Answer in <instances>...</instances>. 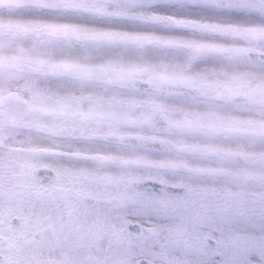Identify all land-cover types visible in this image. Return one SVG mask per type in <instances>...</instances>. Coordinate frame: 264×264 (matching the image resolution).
I'll use <instances>...</instances> for the list:
<instances>
[{
  "label": "snow or ice",
  "instance_id": "1",
  "mask_svg": "<svg viewBox=\"0 0 264 264\" xmlns=\"http://www.w3.org/2000/svg\"><path fill=\"white\" fill-rule=\"evenodd\" d=\"M0 264H264V0H0Z\"/></svg>",
  "mask_w": 264,
  "mask_h": 264
}]
</instances>
